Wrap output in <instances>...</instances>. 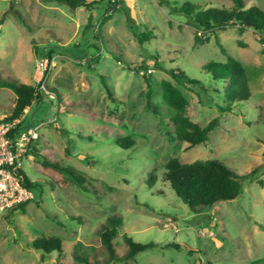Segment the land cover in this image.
<instances>
[{
  "label": "rangeland",
  "instance_id": "rangeland-1",
  "mask_svg": "<svg viewBox=\"0 0 264 264\" xmlns=\"http://www.w3.org/2000/svg\"><path fill=\"white\" fill-rule=\"evenodd\" d=\"M243 1L264 10V0ZM106 8L105 3L72 9L56 1L0 0V81L38 85L37 62L49 58L45 83L55 97L41 92L25 110L23 124L41 125L33 145L81 173L86 186L80 190L63 172L25 158L23 169L38 186L24 210L0 213V264H88L74 258L76 251L88 255L91 264H264V186L257 179H245L237 196L195 213L164 177L167 161L177 156L182 162L215 158L240 174L257 167L255 177L264 180L261 35L238 26L216 31L227 53L247 69L251 89L249 99L221 113L219 106L227 101L214 88L224 82L203 69L209 61L227 59L215 34L203 33L210 41L197 44L196 29L159 0H122L96 39ZM134 30L153 35L140 42ZM173 67L207 86L197 94L177 83L189 100L191 119L206 125L221 115L208 140L192 147L169 134L175 110L163 97L162 81L173 80L168 73ZM15 99L12 89L0 85V117L12 113ZM126 136L135 139L130 147L117 143ZM110 215L123 219L113 240L119 256L129 250L126 234L155 247L109 261L99 232ZM44 235L61 237L63 253L42 260L26 246Z\"/></svg>",
  "mask_w": 264,
  "mask_h": 264
},
{
  "label": "trees",
  "instance_id": "trees-1",
  "mask_svg": "<svg viewBox=\"0 0 264 264\" xmlns=\"http://www.w3.org/2000/svg\"><path fill=\"white\" fill-rule=\"evenodd\" d=\"M45 1L62 2L72 9H77L79 7L91 8L96 4L105 3L108 12L103 15L97 26V31H95L97 32V37L95 38L101 39L100 28L102 24L111 17L112 11L116 9L117 5L120 4L122 0ZM232 1L234 3L232 6L218 7L204 6L193 1H185L179 4L177 1L159 0L161 5L164 4L169 6L172 13L183 15L187 23L196 29L195 42L197 44L210 41V36H203V33L208 32L210 34H215L216 44L221 52L226 55L227 59L225 62L209 61L203 65V69L209 72L214 80L224 82L223 87L215 86L214 88L217 93L223 92L227 101L226 106H219L221 113L232 111L236 102L249 99L251 96V89L247 69L242 62L227 53L216 31L224 30L231 26H238L240 31L252 29L261 35L260 41L264 45V10L257 5L246 7L243 0ZM89 20V22L92 21L91 16ZM134 33L140 42L149 40L153 35L150 31L139 33L134 30ZM168 73L173 80L164 79L162 81L163 97L175 110V114L171 117L174 132L169 134L177 140L187 142L189 147L207 141L211 131L220 125L221 115H217L206 125L194 122L188 114L189 100L183 90L178 86V84L183 85L187 90L199 94L201 93L200 90H207L205 82L190 76L178 67L170 68ZM145 80L147 84V98L149 103H151L152 85L150 77L146 76ZM0 85L9 87L16 95L14 109L9 115L11 118H16L24 114L25 110L41 95L39 85L27 84L16 80H3L0 81ZM117 143L122 147H130L135 143V139L131 136L121 137L117 139ZM30 153L31 156L36 158L43 166H49L63 172L80 190H86L84 184L85 180L81 173H77L74 169L62 165L57 161L48 159L41 154L33 144L31 145ZM257 171L258 168L256 167L246 174H240L215 158L182 162L179 157L174 156L166 163L164 177L189 208L195 213H199L203 207H211L218 201L231 199L237 196L245 179H257L258 182L264 186V180L255 177ZM21 180L23 184L31 190L38 186V183L32 181L25 172H22ZM27 203L28 202L16 205L13 209L24 210ZM122 223L123 219L120 216L110 215L108 217V223L104 225V228L99 232L101 242L106 249L109 261L131 259L138 253L155 247L154 242H138L134 240L133 237L126 234L125 241L129 246V250L125 256H119L113 240L118 235L119 227ZM26 246L39 251L42 260L52 252H57L59 254L63 253L64 248L63 239L61 237L49 235L37 237L31 242H27ZM168 246L180 248L181 245L179 243H169ZM74 258L79 262L91 264L90 257L78 251L74 253Z\"/></svg>",
  "mask_w": 264,
  "mask_h": 264
},
{
  "label": "built area",
  "instance_id": "built-area-1",
  "mask_svg": "<svg viewBox=\"0 0 264 264\" xmlns=\"http://www.w3.org/2000/svg\"><path fill=\"white\" fill-rule=\"evenodd\" d=\"M50 67L48 57L38 60L35 77L40 91L48 96L55 94L46 86L47 72ZM24 114L16 118L9 115L0 117V213L13 209L16 205L26 203L34 197L33 191L23 184V161L31 156V145L40 136L41 125L26 126Z\"/></svg>",
  "mask_w": 264,
  "mask_h": 264
},
{
  "label": "crops",
  "instance_id": "crops-1",
  "mask_svg": "<svg viewBox=\"0 0 264 264\" xmlns=\"http://www.w3.org/2000/svg\"><path fill=\"white\" fill-rule=\"evenodd\" d=\"M28 109V108H27Z\"/></svg>",
  "mask_w": 264,
  "mask_h": 264
}]
</instances>
